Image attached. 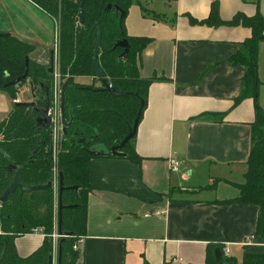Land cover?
I'll list each match as a JSON object with an SVG mask.
<instances>
[{
	"label": "crops",
	"instance_id": "obj_1",
	"mask_svg": "<svg viewBox=\"0 0 264 264\" xmlns=\"http://www.w3.org/2000/svg\"><path fill=\"white\" fill-rule=\"evenodd\" d=\"M214 1L224 20L237 12L264 15V0H164L158 33L141 57V75L156 77L134 140L142 161L91 158L94 189L77 264H204L209 244L234 257L264 251L259 207L221 202L245 181L256 112L251 97L235 103L246 68L230 61L251 29L191 22L208 17ZM0 32L46 50L56 22L32 0H0ZM13 102L0 91V120ZM172 157L181 161L177 171ZM43 240L39 229L18 236L19 255Z\"/></svg>",
	"mask_w": 264,
	"mask_h": 264
},
{
	"label": "trees",
	"instance_id": "obj_2",
	"mask_svg": "<svg viewBox=\"0 0 264 264\" xmlns=\"http://www.w3.org/2000/svg\"><path fill=\"white\" fill-rule=\"evenodd\" d=\"M32 1L56 22L61 87L66 83V113L68 118L72 115L74 120L66 133L59 132L55 151L54 135L51 134L53 128L41 129L36 121V110L15 104L18 97L16 85L5 87L7 82L24 73L29 56V78L36 84L44 82L52 88L54 83L48 72L49 64L34 57L37 45L21 40L14 34L0 38V91L6 92L14 101L7 116L0 120V196L12 184L20 168L19 181L25 185L53 183L51 187L31 191L17 188L7 200L0 202V264H48L54 249L57 251V264H77L80 248L75 249L74 245L87 234L88 198L94 189L89 177L90 160L94 155L88 153L87 149L105 147L110 150L130 132L141 108L142 118L150 85L156 77L141 75V57L153 37L127 34L124 19L132 0H85L83 20L82 0ZM109 3L112 8L107 10ZM116 6L126 11L122 20ZM191 22L209 26L243 25L251 29V35L240 43L230 58L233 64L246 68L242 90L235 103L251 97L255 104L248 168L245 181L236 184L239 194L221 202L257 205L256 234L264 239V109L259 104L258 75V49L264 41V15L259 10L253 15L237 12L230 20H224L219 13L218 1H214L208 17L202 20L191 17ZM99 26L102 28L98 55L99 67L103 72L101 76L96 75L93 62ZM123 38L128 39L130 50L122 57L123 48H115L114 45ZM76 76H91L94 81L92 84L79 83ZM103 80L118 90L132 94L117 96L103 89ZM53 92L52 89V106ZM44 97L45 90L37 99L39 104H42ZM136 134L121 151L124 152L123 156L140 164L142 157L134 144ZM60 172L64 186H77L76 189L63 191V204L78 206L62 210L61 227L68 235L60 236L55 241L53 235L59 219ZM35 229L44 233L42 245L27 256L19 255L16 238ZM216 247L222 248V245H208L204 264H264V251L245 252L241 262L237 257L226 255H223L225 262L218 261L215 257Z\"/></svg>",
	"mask_w": 264,
	"mask_h": 264
},
{
	"label": "water",
	"instance_id": "obj_3",
	"mask_svg": "<svg viewBox=\"0 0 264 264\" xmlns=\"http://www.w3.org/2000/svg\"><path fill=\"white\" fill-rule=\"evenodd\" d=\"M84 4H85V0H82L81 5H80L82 20L84 17ZM111 8H112V4L111 3L107 4L106 9L110 10ZM116 10L121 12L120 20H122L126 15V11L120 6H116ZM11 34L12 33H10V32H0V38H6V37L10 36ZM101 40H102V28L99 26L97 42H96V46H95V50H94V54H93V62H94L95 71H96L97 76H101L103 74L102 70H100L99 63H98V55H99V51H100V47H101ZM114 47L115 48L116 47L123 48V51L121 53L122 57L125 56L130 50V44H129V41L127 38L117 40ZM29 61H30V57L27 56L24 73L17 76L16 78L10 80L9 82H7L5 84V87H9L12 85H18L28 78ZM55 61H56L55 60V50L52 49L51 50V61H50V66L48 68V71H49V73H51V78L53 80V83L56 82ZM103 85H104L103 89H105V90H107V91H109V92H111L117 96L132 94V92H125V91H121V90L116 89L111 84H109L106 80H103ZM40 86L45 87V97L43 99L42 104H39L38 101L34 100V99L33 100H15V104L19 105V106H24V107H32L34 110H36L38 112V115L36 116V121H37L39 127L41 129H51L53 126L52 114L50 113L51 105H52L50 93H51L52 88L50 87V85L44 84V82H41ZM65 88H66V83L62 85L61 94H60V100H61L60 101L61 102L60 113H61V122H62L63 133L67 132L68 127L73 123V120H74V117L72 115L70 116V118L67 117ZM30 90H31V94H32L33 98L39 97V95H38L39 93L35 89L34 85L31 86ZM142 103H143V101H142ZM141 114H142V108L139 110V112H138V114L134 120V124L131 127L130 132L123 138V140L119 144L113 145L110 148V150L105 148V147H99V148H95V149H87V152L90 153L91 155H94V156H111V155L123 156L124 152H122L121 149L136 134L137 129H138V125L140 122ZM51 134H52V136L54 135V131L52 129H51ZM20 172H21V168L17 170L12 184L5 190L4 194L2 196H0V202L7 200L9 195L12 192H14L17 188H23L24 190L31 191V190L48 188V187H51L53 185V183L51 181L48 182L47 184H41V185H31V186L25 185L19 181ZM59 178H60V184H59V219H58V224H57L56 228H57V232L60 236H65L68 234L62 231V227H61L62 221H63L62 210L64 208H76L78 206V204L65 205V204H63L61 197H62V193L64 190L76 189L77 186H64L62 172H60ZM215 257L218 261H222V262L226 261V259L223 256V251L220 247L215 248ZM48 264H57V252L55 254H52L49 256Z\"/></svg>",
	"mask_w": 264,
	"mask_h": 264
},
{
	"label": "rangeland",
	"instance_id": "obj_4",
	"mask_svg": "<svg viewBox=\"0 0 264 264\" xmlns=\"http://www.w3.org/2000/svg\"><path fill=\"white\" fill-rule=\"evenodd\" d=\"M164 0H132L129 6L127 15L124 19V26L126 32L130 36H153L155 33H158V28L160 25V18L164 15L162 11L164 10L163 5ZM167 6V4H166ZM168 8V6H167ZM166 10V9H165ZM54 49L56 51V61H55V74L56 82L54 83L53 96H54V117H55V127L61 129V124L59 123V103L58 95L61 89L60 81V70H59V58H58V37H57V28H56V39L51 48L46 50H36L34 57L46 64H49V50ZM258 75H259V104L264 109V45L259 44L258 49ZM90 78V77H89ZM88 77H79L76 78L79 82H84L87 84L90 82ZM30 79L16 85V90L18 92V97L16 100H37L33 98L30 90ZM57 99V100H56ZM58 125V126H57ZM60 236H58L59 238ZM57 251L54 249L53 254ZM238 261L241 262L243 255L237 257Z\"/></svg>",
	"mask_w": 264,
	"mask_h": 264
},
{
	"label": "built area",
	"instance_id": "obj_5",
	"mask_svg": "<svg viewBox=\"0 0 264 264\" xmlns=\"http://www.w3.org/2000/svg\"><path fill=\"white\" fill-rule=\"evenodd\" d=\"M60 94H61V89H60V93L58 95L59 115H60L59 123L61 124V129L58 128V127H55L56 124H55V117H54V112H53L54 106L51 105V110H50V113L52 114V119H53V126H52V128H53V131H54V144H55L54 147H55V151L57 150V141H58L59 132L62 131V122H61V113H60ZM180 165H181V161L178 158L172 157L170 159V169L171 170H173V171L179 170L180 169ZM156 213L157 214H160L159 211H157ZM35 230H38V229H35ZM53 236H54L55 241H57L58 236H60L58 234V232H57V229H56V231H55V233H54ZM80 242H82V239L78 243H76L74 245L75 249H78L80 247ZM223 255L229 256V249H225L223 251Z\"/></svg>",
	"mask_w": 264,
	"mask_h": 264
},
{
	"label": "flooded vegetation",
	"instance_id": "obj_6",
	"mask_svg": "<svg viewBox=\"0 0 264 264\" xmlns=\"http://www.w3.org/2000/svg\"><path fill=\"white\" fill-rule=\"evenodd\" d=\"M51 50L52 49H50L49 50V66H50V61H51ZM55 60H56V51H55ZM49 68V67H48ZM49 72V71H48ZM50 75H51V73H50ZM27 79H30V87L31 86H35V89L37 90V92L39 93L38 95H40V94H44V90H45V87L44 86H40V83L39 84H36V83H34L32 80H31V78H29V76H28V78Z\"/></svg>",
	"mask_w": 264,
	"mask_h": 264
}]
</instances>
